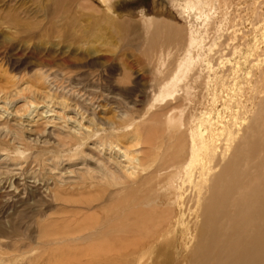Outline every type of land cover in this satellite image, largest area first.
<instances>
[{
	"label": "rangeland",
	"instance_id": "obj_1",
	"mask_svg": "<svg viewBox=\"0 0 264 264\" xmlns=\"http://www.w3.org/2000/svg\"><path fill=\"white\" fill-rule=\"evenodd\" d=\"M151 2L122 0L115 7L120 13L146 8L144 17L129 16L121 43L102 36L91 42L54 36L39 42L14 40L12 29L0 18V264L128 262L133 245L150 241L155 224V247L146 254V264L160 263L164 251L180 261L194 247L200 208L185 216L192 232L186 246L184 227L175 224L168 230L165 211L183 208L199 188L190 174L183 182L170 167L160 168L171 156L177 162L182 153L183 162L190 157L192 132H201L194 137L199 151L205 143L204 128L219 130L231 121L230 126H237H232L237 140L260 135L253 125L264 120V85L258 86L264 83V74L258 73L264 67V0H211L203 14L190 9L158 15H153ZM80 3L84 8L72 9L76 17L93 14L94 7L116 16L92 0ZM42 4L43 0H0V16L43 19ZM156 21L179 29L178 39L167 38V30L159 29L151 44ZM101 27V32L115 34L111 26ZM188 36L194 39L188 52L198 56L171 97L160 87L174 70ZM231 65L234 77L232 71L225 74L227 88L214 100L215 88L206 83L207 75ZM185 83L186 91L181 88ZM225 100L230 107L223 106ZM230 112L240 119V127ZM204 163L209 164L206 158ZM218 171L220 167L214 173ZM206 184L209 181L202 183L203 196ZM151 187L159 195L158 206H139V196ZM82 234L86 237L69 239ZM109 245L116 250H106Z\"/></svg>",
	"mask_w": 264,
	"mask_h": 264
},
{
	"label": "bare ground",
	"instance_id": "obj_2",
	"mask_svg": "<svg viewBox=\"0 0 264 264\" xmlns=\"http://www.w3.org/2000/svg\"><path fill=\"white\" fill-rule=\"evenodd\" d=\"M75 1H78V3H75ZM80 1L83 0H43V4L41 7V10L43 12V19L35 21H30L31 19L29 21L28 19L27 21H22L17 18L18 16L16 17L12 13L11 15H2L0 16V18L1 20H4V22L7 24V27H10V29H12L11 37L14 40L18 39L24 42H30L29 40L36 39V41L39 42L45 39L48 40L50 37L54 36L61 40L70 39L73 42H81L82 40L85 41V39L91 42L100 39V36H102L104 39L113 37L115 39V42L121 43L122 40L125 39L127 34L129 16L133 18L140 16L144 17L146 13V8L144 6L138 7L136 10L131 9L132 13H130L131 10L129 12L120 13L122 11H117V8L115 7L119 3H121L122 0H92L102 7L105 6L110 11L109 13L115 12L117 17L115 15L102 14V9H96V7L94 6L93 7L96 12L98 11L97 13L94 14V10L93 14L90 12L92 16L87 13L86 16L84 15L82 17V13L79 17H76L74 15L75 13L73 12L74 10L72 9L84 8V4L80 3ZM210 1L211 0H152V7L150 5V8L153 11V15H158L157 12L164 14L166 12H178V10L183 11L184 13V11L190 9H197L198 12L203 14L205 13V10L202 11L203 6L206 7V5L211 3ZM82 22L84 23V26ZM105 24L108 27L111 26L114 29L115 34H111V32L110 35L105 34L106 32L104 30L101 32V26H104ZM156 25V29L153 33H151L150 36V38H152L151 44L159 36V29L167 30V38L173 37L178 39L177 34H180L179 29H176L174 27L173 29L171 26L167 27L166 23L159 21L156 23ZM186 40L187 41L185 42V48L182 49V53L175 61L176 64L174 70L160 87V89L163 90H161V93L164 92L166 95L171 97H173L172 95L178 88V83H181L183 77L187 76V70L192 67L193 61L198 56V54L191 55L189 54L190 51L188 52V46L194 40L193 37L188 36ZM205 44L207 45V43ZM212 44L213 42L210 43L207 48L210 49ZM233 47L234 49L237 48L235 46ZM257 55L255 54V56ZM159 59L161 60V62H163L162 57H159ZM258 60L259 59H257L256 61ZM209 62L210 61L207 59L208 69L210 68L211 70L212 64L210 65ZM236 64L238 63L236 62ZM226 67H220L219 71L213 69L212 72H210V75H207V78L210 81H207L206 83H213L212 85H214L215 88V91L213 92L214 100H216L219 96V92L224 90L223 88L227 86L225 74L229 75L232 71V75L230 76L234 77L233 65H231V68ZM225 71H228V73ZM258 73L264 74V67L259 68ZM256 83L259 84V81L256 80ZM232 84H235V78ZM263 85L264 83L261 85L259 84L258 86L262 87ZM187 87L188 83L181 84V88H183L185 91L187 90ZM221 98H223V96H221ZM224 103V107H230L229 100H225ZM261 109L264 110V98L261 100ZM230 113V115H233V117L237 119V116H234L236 114L232 112ZM248 113H250V111ZM190 118L191 120L195 119L194 116ZM247 119L248 117H245V122L247 121ZM249 119L252 121L251 118ZM208 120L210 121V119ZM239 120L237 119L240 127ZM254 120L255 119H253V121ZM229 122H227L223 127L221 126L222 128L219 130H209L208 128H206L205 130L204 128L202 134L205 135L206 138H203L201 140H203L205 143L201 145L202 148H200L199 151L196 150L194 137L196 135H201V132H192L190 134V153L189 155H187L190 157L185 162H183V158L181 157L183 153L180 152L182 154L179 157L177 156L179 162L175 160L172 161L173 157L171 156L172 158L170 157V160L168 161L166 167L163 166L162 168H160V170H163L170 167V170L174 171L175 174H178L177 176H179L183 182L185 181L184 175L190 174V178H192L193 180L192 184L196 186V188H199L198 195L185 199L184 203H182V205L184 204L183 208L180 205V208L177 210L176 208H172L168 211H165V225L167 229L169 230L175 224L177 226L184 227L185 231L181 230V234L184 238V246H186L189 243L192 232L190 225L191 220H188L189 217L186 218L185 216L192 215V212L197 211L200 208V213L198 214V216L200 217V224L196 227V241L192 251L189 252V254L184 255V257L181 256L182 258L179 261V259L164 251L160 254H163V259L160 263L157 264H264V120L260 125L258 124V120H256L253 125L254 130L259 128V136H254L250 139L242 138L239 140H237L238 132L232 128V126H236V123L234 122L232 126H230ZM203 124V121H201L200 129ZM206 132L208 133V135L206 134ZM222 133H225V136L222 135ZM177 152L178 149H176L175 153ZM195 152H200L201 154L196 155ZM227 155H229L228 158ZM141 157H143V155ZM205 158L208 160L209 164H203V160ZM137 160L141 161L140 158H137ZM219 167L220 172L218 171V173L215 174V169ZM210 175H212L211 178ZM173 181L174 180H172V183H174ZM207 181H209L210 184H206L209 186L207 189H205L204 193H206V195L204 194L205 196H203L201 194H203V189L205 186H202V183L205 184V182ZM199 183L202 187H199ZM154 190L155 187H151L146 192L143 191L144 193L142 195L139 194L141 196H139L140 199L138 200V205L140 204L139 206H141L142 204L143 206H158L157 204L160 201L158 200L159 195H154ZM89 208H91V206ZM187 211H189V214H186ZM197 213H194L195 216L197 215ZM195 216L193 215L192 217L194 218ZM111 227L113 228L115 226ZM97 228H94L95 230L93 229L91 233L95 232ZM156 228H158V226L155 224L153 226V234L150 238V241H147V238L141 241L137 240V243L134 242L136 244L133 245V248H131L132 250L124 247V250H131V252L129 253L131 254V259L128 262H126L125 260L120 264H146V254L149 255L155 247L154 239ZM82 229L84 228H81V230ZM90 229H92V227H90ZM109 231L110 230L108 229V233L112 235V232ZM111 231H113V229ZM84 237L86 236L82 234L81 236H73L69 239L76 241ZM113 248L115 249V247L109 245L106 250L110 249V251L112 252L114 250ZM160 252L162 251L160 250ZM125 253L126 256L129 255L127 252ZM102 255L106 257L107 253Z\"/></svg>",
	"mask_w": 264,
	"mask_h": 264
}]
</instances>
